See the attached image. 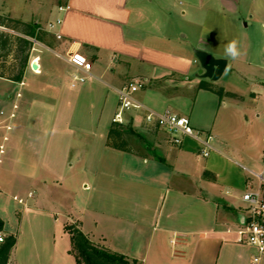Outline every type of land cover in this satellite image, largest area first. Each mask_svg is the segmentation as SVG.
I'll return each instance as SVG.
<instances>
[{
    "label": "crops",
    "instance_id": "1",
    "mask_svg": "<svg viewBox=\"0 0 264 264\" xmlns=\"http://www.w3.org/2000/svg\"><path fill=\"white\" fill-rule=\"evenodd\" d=\"M33 16L19 19L43 39L32 38L22 81L0 77L15 86L0 97V216L17 235L8 264H78L73 222L139 264H264L237 233L251 171L264 168V0H55ZM196 49L227 60L219 80L197 75ZM71 52L92 62L83 82ZM131 81L144 82L135 97L149 108L212 134L209 155L192 137L173 143L142 109L117 122L132 151L109 145L117 89Z\"/></svg>",
    "mask_w": 264,
    "mask_h": 264
},
{
    "label": "trees",
    "instance_id": "2",
    "mask_svg": "<svg viewBox=\"0 0 264 264\" xmlns=\"http://www.w3.org/2000/svg\"><path fill=\"white\" fill-rule=\"evenodd\" d=\"M0 59L12 58L13 62L0 63V77L12 81H22L25 71L29 66V59L33 48L32 38L42 40V32L38 24L25 22L10 15H0ZM199 88L210 90L220 97H238L231 91H226L224 87L217 86L211 82L202 80ZM128 130L115 122L110 130L108 144L126 151H132L126 139ZM207 179L215 180V174L205 171ZM65 230L71 235V253L76 257L78 264H139L135 258H130L123 253H119L107 248L104 245L95 243L88 234L80 227V222L66 223ZM0 264H8L13 248L17 243V235L8 232L5 228V221L0 216Z\"/></svg>",
    "mask_w": 264,
    "mask_h": 264
},
{
    "label": "built area",
    "instance_id": "3",
    "mask_svg": "<svg viewBox=\"0 0 264 264\" xmlns=\"http://www.w3.org/2000/svg\"><path fill=\"white\" fill-rule=\"evenodd\" d=\"M64 9V7H60ZM61 21L58 20L57 23ZM53 27V24H50ZM61 37L60 34H57ZM67 61L78 71L82 72L81 75H75L74 79L78 82L85 81L86 75L92 70V62L86 56L79 52H71L67 56ZM36 70V69H33ZM24 83L21 82V85ZM144 86L142 81H131L124 86L117 89L119 95V110L114 116L115 122L124 121V112L129 109H142L145 112L146 121L149 124H154L158 127L165 129L170 139L175 144H180L185 136H189L199 141L203 146V154L209 155L210 151L214 149L212 144L213 135L202 132L194 127L190 118L181 116L171 110L162 112L153 110L136 99L135 93ZM21 94L18 92L17 96ZM17 103H14L13 108H17ZM15 116L11 114V118ZM6 129L10 128L9 124L4 125ZM251 174L257 178L258 186H249L242 194V201L247 215L244 222L237 230L239 235L238 241L244 244H249L257 248V254L253 261L259 263L264 255V168L259 171H251ZM29 196H32L30 193ZM20 203H24L19 199ZM0 241L3 238L0 237Z\"/></svg>",
    "mask_w": 264,
    "mask_h": 264
},
{
    "label": "rangeland",
    "instance_id": "4",
    "mask_svg": "<svg viewBox=\"0 0 264 264\" xmlns=\"http://www.w3.org/2000/svg\"><path fill=\"white\" fill-rule=\"evenodd\" d=\"M55 0H0V15H10L13 18L19 19L22 16L23 17H30L31 15H34L33 19H37L40 16L38 14H42L46 11L47 7L54 3ZM63 1V0H61ZM209 7V2L207 3V6L201 10L200 12L204 13L207 11V8ZM181 8L182 6H178L174 8V11H172L174 18L180 19L181 18ZM217 8V7H216ZM35 23V22H34ZM50 24H53L50 22L47 26L51 27ZM4 27L0 26V29H3ZM44 31H42L43 33ZM47 37V36H45ZM7 62L9 65L13 62L12 58L4 59L1 57L0 63ZM15 86L10 81L0 78V97L3 94L9 93L11 95L15 94ZM134 143L138 147L139 141L134 138ZM139 148V147H138ZM3 200H7L8 197L6 195H2Z\"/></svg>",
    "mask_w": 264,
    "mask_h": 264
},
{
    "label": "water",
    "instance_id": "5",
    "mask_svg": "<svg viewBox=\"0 0 264 264\" xmlns=\"http://www.w3.org/2000/svg\"><path fill=\"white\" fill-rule=\"evenodd\" d=\"M195 54L201 66L197 75L200 78L210 79L212 81L219 80L225 71L227 60L225 58H217L202 49H196ZM33 68H36V65Z\"/></svg>",
    "mask_w": 264,
    "mask_h": 264
},
{
    "label": "clouds",
    "instance_id": "6",
    "mask_svg": "<svg viewBox=\"0 0 264 264\" xmlns=\"http://www.w3.org/2000/svg\"><path fill=\"white\" fill-rule=\"evenodd\" d=\"M233 48H234V45H230V46H229V51H232Z\"/></svg>",
    "mask_w": 264,
    "mask_h": 264
}]
</instances>
